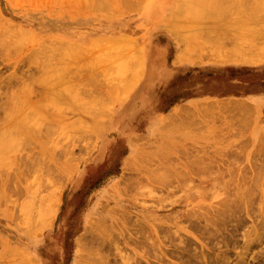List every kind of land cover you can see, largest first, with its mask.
<instances>
[{"label": "rangeland", "instance_id": "rangeland-1", "mask_svg": "<svg viewBox=\"0 0 264 264\" xmlns=\"http://www.w3.org/2000/svg\"><path fill=\"white\" fill-rule=\"evenodd\" d=\"M0 81V264H264V0H0Z\"/></svg>", "mask_w": 264, "mask_h": 264}, {"label": "bare ground", "instance_id": "bare-ground-1", "mask_svg": "<svg viewBox=\"0 0 264 264\" xmlns=\"http://www.w3.org/2000/svg\"><path fill=\"white\" fill-rule=\"evenodd\" d=\"M219 3H220V2H219ZM125 5H126V4H125ZM127 5H128V4H127ZM94 6H95V5H94ZM97 6L99 7V5H97ZM130 7H131V6H130ZM92 8H95V7H92ZM100 8H101V7H100ZM95 9L97 10V8H95ZM102 9H103V7H102ZM99 10H100V9H99ZM97 11H98V10H97ZM98 12H100V11H98ZM107 55H108V54H107ZM113 57H114V56H113ZM44 68H46V67H44ZM40 71H41V70H40ZM44 72H45V71H44ZM44 72H42V73H44ZM39 73H40V72H39ZM47 73H48V72H47ZM32 77H33V76H32ZM42 77H43V76H42ZM36 79H37V78H36ZM11 80L14 81L13 78H12ZM34 80H35V79H34ZM52 80H53V79H52ZM2 82H3V81H2ZM9 82H10V81H9ZM37 82H38V81H37ZM37 82H36L35 85H37ZM0 83H1V81H0ZM4 83H5V82H4ZM10 83H11V82H10ZM12 83H13V82H12ZM12 83H11V85H12ZM2 84H3V83H2ZM6 84H7V83H6ZM127 86H129V85H127ZM7 87H8V85H7ZM29 88H30V87H29ZM18 90H19V89H18ZM18 90H16V91H17V92H20V91H18ZM26 90H27V89H26ZM33 90H34V89H33ZM33 90H31V91H33ZM125 90H126V89H125ZM8 92H10V91H8ZM8 92H6V93H8ZM11 92H12V91H11ZM11 92H10V93H11ZM21 92H23V91L21 90ZM33 92H35V91H33ZM6 93H5V94H6ZM23 93H24V92H23ZM30 93H31V92H30ZM36 93H37V92H36ZM12 94H13V93H12ZM24 94H25V93H24ZM28 94H29V93H28ZM8 95H9V94H8ZM8 95L6 94V95H5V98H6V97L8 98V97H9ZM0 96H1V94H0ZM11 97H12V98H10V99H14V98H15V100H16V97H17V96L15 97V95H14V96H11ZM24 99H25V98H24ZM24 99H23V100H24ZM15 100H14V101H15ZM6 101H7V100H6ZM19 101H20V100H19ZM19 101H18V102H19ZM27 101H29V100H27ZM11 102L13 103V100H11ZM16 102H17V101H16ZM16 102H15L14 104H16ZM21 102H22V100H21ZM24 102H25V101H24ZM5 103H6V102H5ZM27 103H28V102H27ZM6 104H7V103H6ZM239 105H240V104H239ZM4 106H5V104H4ZM7 106H8V104H7ZM13 106H15V105L12 104L11 108H12ZM8 107L10 108V106H8ZM8 107H5V108L8 109ZM22 107H23V106H22ZM22 107H21V108H22ZM244 107H246V106L244 105ZM13 108H14V107H13ZM13 108H12V109H13ZM7 109H4V110H7ZM25 109H26V108H25ZM8 110H9V109H8ZM8 110H7V111H8ZM244 110H245V109H244ZM10 111H11V109H10ZM98 114H99V113H98ZM103 114H104V113H103ZM100 115H101V114H100ZM104 115H105V114H104ZM106 115H107V113H106ZM106 115H105V116H106ZM98 116H99V115H98ZM14 117H15V116H14ZM9 118H10V117H9ZM6 119H7V116H6ZM11 119H12V118H11ZM11 119H9V120H11ZM19 119H20V118H19ZM25 120H26V119H25ZM12 121H13V120H12ZM18 121H19V120H18ZM18 121H17V123H18ZM35 121H36V120H35ZM6 122H7V121H6ZM25 122H26V121H25ZM4 123H5V122H4ZM34 124H35V123H34ZM3 126H4V125H3ZM26 126L28 127V125H26ZM29 126H30V125H29ZM32 126H33V125H32ZM48 126H50V125H48ZM48 126H47V127H48ZM12 127H13V126H12ZM33 127H34V126H33ZM33 127H32V128H33ZM36 127H37V126H36ZM39 127H40V125H39ZM44 127L46 128V125H45ZM5 128L7 129V130L5 129L6 131L11 130V129H8L7 127H5ZM9 128H10V127H9ZM16 128H17V126L15 127V130H16ZM30 128H31V127H30ZM48 128H49V127H48ZM12 129H14V128H12ZM19 129H20V128H19ZM27 129H29V128H27ZM33 129H34V128H33ZM35 129H36L37 132H38L39 129H38V128H35ZM40 129H41V127H40ZM46 129H47V128H46ZM50 129H51V127H50ZM36 130H33V131H36ZM19 131H20V130H19ZM29 131H30V130H29ZM47 131H49V129H48ZM10 132H11V131H10ZM10 132H9V133H10ZM13 132H15V131L12 130V133H11V134H13ZM4 133H6V132H4ZM19 133H20V132H19ZM6 134H7V133H6ZM15 134H16V133H15ZM33 134H35V133H33ZM36 134H37V133H36ZM47 134H48V133H47ZM38 135H39V134H38ZM7 136H8V135H7ZM0 138H1V137H0ZM1 142H2V140H1ZM9 142H10V141H9ZM11 142H12V140H11ZM0 144H2V143H0ZM13 144H15V143L13 142ZM143 144H144V143H143ZM2 146H3V144H2ZM4 146H5V145H4ZM15 147H16V145H15ZM1 148H2V147H1ZM13 148H14V147H13ZM4 149L6 150V148H4ZM65 149H66V148H65ZM63 150H64V149H63ZM7 151H8V148H7ZM7 151H6V152H7ZM4 152H5V151H4ZM6 152H5V153H6ZM13 152H14V151H13ZM13 152H12V153H13ZM67 152H68V151H67ZM8 153H9V151H8ZM1 154H3L2 151H1ZM3 155H5V154H3ZM10 155H11V154H10ZM10 155H9V156H10ZM0 156H1V155H0ZM1 157H2V156H1ZM4 157H5V156H4ZM6 158L8 159V157H6ZM6 158H5V159H6ZM10 158H11V157H10ZM3 159H4V158H3ZM40 160H41V159H40ZM9 161H10V160H9ZM1 162H2V161H1ZM7 162H8V161H7ZM39 162H40V161H39ZM39 162H37V163H36L37 165H35V166H36V169H37V166H38V163H39ZM42 163H43V160H42ZM42 163H41V164H42ZM129 163H130V162H129ZM5 164H6V163H5ZM8 164H9V162H8ZM44 164H46V162L43 163V166L40 165V167H42V169L45 168V167H44ZM6 166H7V165H6ZM51 166H52V165H51ZM38 167H39V166H38ZM40 167H39V168H40ZM47 167H48V166H46V168H47ZM3 168H4V167H3ZM29 168H30V167H29ZM31 168H32V167H31ZM31 168H30V170H31ZM46 168H45V169H46ZM49 168H50V169H49ZM49 168H48V169L51 170V167H49ZM52 168H54V167L52 166ZM55 168H56V167H55ZM55 168H54V169H55ZM132 168H133V167H132ZM4 169H5V168H4ZM34 169H35V168H34ZM40 170H41V169H40ZM40 170H39V171H40ZM49 170H48V171H49ZM52 170H53V169H52ZM55 170H56V169H55ZM55 170H54V172H55ZM42 171H44V170H42ZM45 171H46V170H45ZM48 171H46V172H48ZM57 171H59V170H57ZM26 172H27V171H26ZM30 172H31V171H30ZM54 172H53V173H54ZM61 172H62V171H61ZM61 172H60V173H61ZM131 172H132V170H131ZM27 173H28V172H27ZM51 173H52V172H51ZM53 173H52V174H53ZM60 173H59V174H60ZM62 173H64V172H62ZM24 174H25V171H24ZM36 174H37V171H36ZM45 174H46V173H45ZM48 174H50V173H48ZM64 174H65V173H64ZM38 175H39V174H38ZM53 175H54V174H53ZM53 175L51 176V178L53 177ZM57 175H58V174H57ZM57 175H56V176H57ZM26 176H27V175H26ZM28 176H30V173H29ZM41 176H42V175H41ZM47 176H48V175H47ZM49 176H50V175H49ZM54 176H55V175H54ZM131 176H132V174H131ZM36 177H37V176H36ZM38 177H40V175H39ZM59 177H62V176H59ZM24 178H25V177H24ZM28 178H29V177H28ZM42 178H43V177H42ZM68 178H69V177L67 176L66 179H68ZM37 179H38V178H37ZM43 179H44V178H43ZM48 179H50V178H48ZM54 179H56V178H53V180H54ZM58 179H59V178H58ZM29 180H30V179H29ZM45 180H46V179H45ZM59 180H60V179H59ZM62 180H63V179H62ZM46 181H47V180H46ZM51 181H52V180H51ZM42 182H43V180H42ZM64 182L66 183V180H65ZM130 182H131V181H130ZM40 183H41V182H40ZM40 183H39V184H40ZM43 183H44V182H43ZM59 183L61 184V182H59ZM127 183H128V182H127ZM46 184H47V183H46ZM66 184H67V183H66ZM41 185H42V184H41ZM62 185H63V184H62ZM62 185H61V186H62ZM64 185H65V184H64ZM165 185H166V184H165ZM165 185H163V187H164ZM166 186H167V185H166ZM40 188H41V187H40ZM46 188H48V185H46ZM60 188H63V187H60ZM38 189H39V187H38ZM41 189H42V188H41ZM58 189H59V187H58ZM46 190H47V189H46ZM42 191H43V190H42ZM60 192H61V191H60ZM51 194H52V193H51ZM244 194H245V193H244ZM52 195H53V194H52ZM50 196H51V195H50ZM53 196H54V195H53ZM261 208H262V210H263V207H262V206H261ZM118 212H119V211H118ZM261 213H263V212H261ZM122 214H123V213H122ZM262 215H263V214H262ZM123 216H124V215H123ZM263 216H264V215H263ZM127 217H128V215H127ZM128 218H130V217H128ZM146 218H147V217H146ZM126 220L128 221V219H126ZM126 220H125V221H126ZM263 220H264V219H263ZM91 221H92V220H91ZM123 221H124V220H123ZM208 221H209V220H208ZM97 223H98V222H97ZM128 223H131L130 220L128 221ZM139 223H140V222H139ZM93 224H94V223H93ZM95 224H96V223H95ZM124 224H126V226H127V223H124ZM132 224H133V223H132ZM97 225H98V224L95 225V228H93V230L96 229V228H98ZM128 225H129V224H128ZM130 225H131V224H130ZM133 225H134V224H133ZM259 225H260V224H259ZM90 226H91V225H90ZM122 226H123V225H122ZM126 226H125V227H126ZM205 226H206V225H205ZM133 227H134V226H133ZM142 227H143V226H142ZM212 227H213V225H212ZM88 228L90 229V227H88ZM104 228H105V227H104ZM107 228H108V227H107ZM131 228H132V227H131ZM131 228H129V229H131ZM213 228H214V227H213ZM91 229H92V228H91ZM100 229H101V228H100ZM122 229H123V228H122ZM133 229H134V228H133ZM141 229H142V228H141ZM209 229H210V228H209ZM214 229H215V228H214ZM218 229H219V227H218ZM98 230H99V229H98ZM134 230H135V229H134ZM137 230H138V229H137ZM263 230H264V227H263ZM263 230H262V231H263ZM101 231H102V230H101ZM106 231H108V229H107ZM208 231H209V230H208ZM214 231H218V230H214ZM90 232H91V231H90ZM211 232H212V231H211ZM95 233H96V232H95ZM105 233H106V232H105ZM214 233H215V232H214ZM214 233H213V234H214ZM97 234H98V233H97ZM106 234H108V233H106ZM110 234H112V233H110ZM259 234H260V233H259ZM263 234H264V233H263ZM104 235H105V234H104ZM106 236H107V235H106ZM106 236H105V238H106ZM108 236H110V235H108ZM128 236H129V235H128ZM209 236H210V234H209ZM216 236H217V235H216ZM217 237H218V236H217ZM85 238L87 239V237H85ZM129 238H130V236H129ZM131 238H132V237H131ZM106 239H107V238H106ZM213 239H215V238H213ZM216 239H217V238H216ZM255 239H256V238H255ZM130 240H131V239H130ZM87 241H88V240H87ZM113 241H114V240H113ZM106 242H107V240H106ZM114 243H115V242H114ZM251 243H252V241H251ZM260 243H261V242H260ZM104 244H105V243H104ZM248 244H249V243H248ZM103 246H104V245H103ZM107 247H108V246H107ZM81 249H82V248H81ZM106 249H107V248H106ZM178 249H179V248H178ZM187 249H188V248H187ZM247 250H248V249H247ZM81 251H82V250H81ZM83 251H84V250H83ZM107 251H108V250H107ZM167 251H168V250H167ZM180 251H181V250H179L177 253H179ZM187 251H189V250H187ZM187 251H186V252H187ZM181 253H184V252H180V255H181ZM241 253H242V252H241ZM241 253H240V254H241ZM174 254L176 255V252H175ZM185 254H186V253H185ZM185 254H184V255H185ZM188 254H189V253H188ZM242 254H243V253H242ZM172 256L174 257V255H172ZM182 256H183V254H182ZM81 257H82V256H81ZM177 257H181V256L178 255ZM183 257H184V256H183ZM241 257H242V256H241ZM194 258H195V257H194ZM242 258H243V257H242ZM77 259H78V258H77ZM186 259H187V257H186ZM196 259H197V258H196ZM180 260H181V259H180ZM183 260H184V259H183ZM183 260H182V261H183ZM240 260H241V259H240ZM242 260H244V258H243ZM185 262H186V261H185ZM185 262H184V263H185ZM187 262H188V261H187ZM239 262H240V261H239ZM242 262H244V261H242ZM242 262H241V263H242ZM80 263H81V262H80ZM180 263H181V262H180ZM184 263L182 262L181 264H184ZM189 263H190V262H189ZM185 264H186V263H185ZM190 264H191V263H190ZM195 264H196V263H195ZM201 264H202V262H201Z\"/></svg>", "mask_w": 264, "mask_h": 264}]
</instances>
